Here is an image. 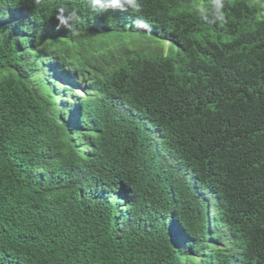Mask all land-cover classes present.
<instances>
[{
  "label": "trees",
  "instance_id": "1",
  "mask_svg": "<svg viewBox=\"0 0 264 264\" xmlns=\"http://www.w3.org/2000/svg\"><path fill=\"white\" fill-rule=\"evenodd\" d=\"M137 3L0 0V264H264V22Z\"/></svg>",
  "mask_w": 264,
  "mask_h": 264
},
{
  "label": "clouds",
  "instance_id": "2",
  "mask_svg": "<svg viewBox=\"0 0 264 264\" xmlns=\"http://www.w3.org/2000/svg\"><path fill=\"white\" fill-rule=\"evenodd\" d=\"M169 2L171 6L174 7L175 12L182 20H196L203 25H209V27L213 28L215 31H223L225 30L229 36L232 37V27L229 23V17H233L236 21H238L243 26H253L259 25L264 22V0H249V2L256 7V13L253 16H248L240 12L238 4L239 0H166ZM98 3H102L106 7H116V6H123V4L131 5L134 11L139 12L141 11L140 5L137 3V0H97ZM63 11V10H61ZM135 15L137 18L132 20L131 25L134 26L141 32H148L149 27L147 26V21L142 19V16L137 15L135 12L131 13ZM123 15V14H122ZM72 17L76 16L75 12L71 13ZM162 17V16H159ZM58 19L60 20L61 25H67L68 21L64 18L63 15L59 16ZM226 42V41H225ZM157 40L155 38L152 39L151 45L155 48ZM165 51H169L170 42L165 41ZM144 48L147 49L148 45L143 44ZM142 49L138 47H134L130 54L141 52ZM63 85V84H60ZM65 86V85H64ZM69 89V92L64 93L66 94V100H70L72 97V92L81 91L83 93V97L85 92L80 90L78 87H72ZM67 89V90H68ZM83 97L76 99L80 100ZM66 104H70L69 101H66ZM72 105V104H71ZM73 107L76 106V102ZM212 214V211L210 212ZM213 214H215L213 212ZM212 214V215H213Z\"/></svg>",
  "mask_w": 264,
  "mask_h": 264
},
{
  "label": "rangeland",
  "instance_id": "3",
  "mask_svg": "<svg viewBox=\"0 0 264 264\" xmlns=\"http://www.w3.org/2000/svg\"><path fill=\"white\" fill-rule=\"evenodd\" d=\"M62 88H64V89H68V87L67 86H61V95L59 96V104H63V103H66V101H69V103L70 104H72V105H74L75 104V102H76V98H81V97H83V93L81 92V91H78V93L77 92H75V91H73L72 92V97L73 98H70V100H66V94L65 93H62L64 90H62ZM80 90H83L82 88H80ZM212 214H213V212H212Z\"/></svg>",
  "mask_w": 264,
  "mask_h": 264
},
{
  "label": "bare ground",
  "instance_id": "4",
  "mask_svg": "<svg viewBox=\"0 0 264 264\" xmlns=\"http://www.w3.org/2000/svg\"><path fill=\"white\" fill-rule=\"evenodd\" d=\"M76 99H79V98H76Z\"/></svg>",
  "mask_w": 264,
  "mask_h": 264
}]
</instances>
